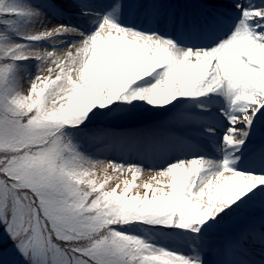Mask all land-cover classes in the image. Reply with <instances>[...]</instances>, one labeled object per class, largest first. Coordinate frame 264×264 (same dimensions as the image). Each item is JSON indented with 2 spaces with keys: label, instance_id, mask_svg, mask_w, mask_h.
Wrapping results in <instances>:
<instances>
[{
  "label": "rangeland",
  "instance_id": "obj_1",
  "mask_svg": "<svg viewBox=\"0 0 264 264\" xmlns=\"http://www.w3.org/2000/svg\"><path fill=\"white\" fill-rule=\"evenodd\" d=\"M45 1L0 0V264H253L251 255L263 251L254 236L259 207L220 206L194 186L140 179L142 163L98 149L165 126L176 127L174 137H197L201 99L194 94L207 82L212 91L221 85L223 101L235 93L263 105L255 127H230L241 136L227 152L200 158L221 176L233 167L246 172L240 162L253 145L247 137L263 132L264 44L243 37L240 55L232 39L219 43L212 73L188 72L172 40L162 51L151 37L147 80L123 87L121 79L91 95L61 78L43 45L58 3ZM237 79L249 86L232 84Z\"/></svg>",
  "mask_w": 264,
  "mask_h": 264
},
{
  "label": "bare ground",
  "instance_id": "obj_2",
  "mask_svg": "<svg viewBox=\"0 0 264 264\" xmlns=\"http://www.w3.org/2000/svg\"><path fill=\"white\" fill-rule=\"evenodd\" d=\"M147 1L58 0L57 5L52 7L51 32L45 36L46 41L43 45L45 48L51 49V57L56 61L61 78L69 79L83 90L88 89L87 93L91 95L101 93L107 84L112 87L113 84L120 83L121 79L125 80L122 83L123 87L137 86L140 80H147L150 71L144 56L146 39L151 37L158 39L159 49L163 51L167 47L168 38L164 34H159L161 36L157 37L154 33L155 30L150 32L145 28L140 29V27H133L122 22L124 21L123 17L130 16L133 12L136 18L144 16ZM187 1L191 3L190 0H185V2ZM247 1L252 2L255 7L260 9L264 0H241V11L249 8ZM34 2L41 6L47 3L45 0H34ZM232 2L233 0H219L218 8L215 10L217 13H232L234 11ZM154 3H159V1L156 0ZM198 3L201 4V2ZM79 8L92 9V11H81ZM200 10L204 9L200 8ZM164 11L171 12L169 6H166ZM80 14H83V17L77 16ZM88 14L95 16V19L89 21ZM70 15H76L75 19L82 22L85 27L78 24L76 20L73 22L69 18ZM153 15L161 18L163 16L156 6L153 9ZM184 15L186 20L184 24H187L190 21L189 14L184 11ZM255 17L252 15V19ZM236 21H239V24L231 27L227 35L220 36L214 31L213 38L226 37L225 41L219 45L220 48L225 47V43L232 39L231 46L236 44L237 54L245 55L241 44L245 37L254 34L249 32L248 27L241 22V14L237 16ZM187 27L192 28L193 25L188 23ZM258 40L264 44L263 37H258ZM213 41L210 38H201L192 42L177 40L175 47L177 61L188 72L204 69L208 73H212V65H210L213 60L212 52L218 51V48L213 45ZM237 82L232 84L237 87L249 86V82L240 80ZM210 90L207 82H203L200 91L194 94L204 104L198 106V109L204 113L195 115L209 141L207 156L216 155L221 151L227 152L234 139L241 136L240 133L237 134L236 130L231 132L230 127L244 129L255 127V121L261 119L258 111L263 108V105L260 106L259 102L247 95L234 93L227 98L222 111H219L221 108L219 103L221 85H216V89L213 91ZM154 111L155 109H152L151 113ZM178 143L180 144L174 145L166 135L155 136L152 139L140 135L136 137L122 136L114 145L100 147L98 153H105L107 157L112 158L119 157L118 159L125 162L129 157L135 158L136 161L133 163L143 164L137 172L140 179L171 182L178 188L194 186L196 195H200L205 202L218 203L220 206L229 202L235 207L238 205H249L251 208L259 207V221L256 224L258 233H254V236L258 241L264 243V167L260 166L264 161V142L260 144V149L253 157V166H243L242 169L246 172L235 171L237 167L227 169L234 172L230 176L214 173L210 169L213 165L212 161L200 159L202 158L200 152L189 150L185 143ZM169 150L172 157L166 159ZM96 162L103 161L96 160ZM263 258L262 254L261 257L260 255L254 256L255 264H264Z\"/></svg>",
  "mask_w": 264,
  "mask_h": 264
}]
</instances>
